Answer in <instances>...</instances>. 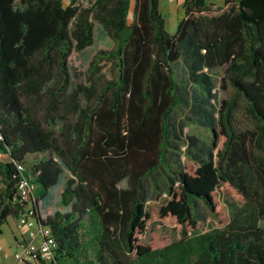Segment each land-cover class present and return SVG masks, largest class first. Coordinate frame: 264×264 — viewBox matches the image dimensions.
I'll use <instances>...</instances> for the list:
<instances>
[{"label": "trees", "instance_id": "1", "mask_svg": "<svg viewBox=\"0 0 264 264\" xmlns=\"http://www.w3.org/2000/svg\"><path fill=\"white\" fill-rule=\"evenodd\" d=\"M159 1L0 0V228L32 210L58 244L36 264H264V0H184L175 33ZM97 23L112 45L73 86L71 57ZM195 120L210 147L185 134ZM64 180L69 210L44 217ZM223 185L241 204L199 232ZM152 196L158 217L181 226L176 241L142 240Z\"/></svg>", "mask_w": 264, "mask_h": 264}, {"label": "rangeland", "instance_id": "2", "mask_svg": "<svg viewBox=\"0 0 264 264\" xmlns=\"http://www.w3.org/2000/svg\"><path fill=\"white\" fill-rule=\"evenodd\" d=\"M219 2L221 0H213ZM164 17L166 19V29L170 33H175L179 16L183 13L184 8L178 5L177 2L170 4L165 8ZM181 16V18L183 17ZM112 45L111 40L107 37V33L102 25L97 23L95 28V40L92 46L89 48L75 52L71 57L70 67L73 75V86H76L78 82L85 80V71L92 60L95 53L101 48H108ZM226 67H217L212 70V77L215 84V90L217 99L214 100L217 107L220 101L226 97L227 93L222 88V80L225 75ZM182 114H177L178 121L181 120ZM184 132L187 135H193L199 140V146L208 148L210 147L211 131L206 123L195 120V122H188L184 126ZM186 149V145L183 146V150ZM183 159L188 165H192L193 162L186 156ZM69 176V171L66 170L65 177ZM64 177V178H65ZM64 182L56 187L43 201L42 214L44 217L52 215L55 211L60 210L67 212L70 207H66L62 204L61 194L63 191ZM120 186H126V180L122 181ZM220 197V210L217 214H213L210 211L202 210L203 218L198 225V231L204 232L215 226L222 225L226 219L229 218L234 210L241 204V197L232 188L223 185L219 190ZM166 196L163 195V198ZM163 203V199L158 201L154 196L148 202L150 211L154 214V219L148 225V230L142 240L153 245H162L164 243H170L180 238L181 226L172 218H159L156 214L159 207ZM22 232L17 226L16 220L13 217H9L7 222L0 228V264H15V253L23 250ZM18 238L19 244L16 241ZM4 253H7L8 259H5Z\"/></svg>", "mask_w": 264, "mask_h": 264}, {"label": "built area", "instance_id": "3", "mask_svg": "<svg viewBox=\"0 0 264 264\" xmlns=\"http://www.w3.org/2000/svg\"><path fill=\"white\" fill-rule=\"evenodd\" d=\"M5 159V154L0 151V161ZM32 190L27 179H22L19 184V194L24 200H30ZM33 211L21 216L17 220L20 230L26 232V238L22 242L23 250L15 253V264H36L35 259H52L58 247L52 231L47 226L39 225L32 216ZM8 255H5L7 257Z\"/></svg>", "mask_w": 264, "mask_h": 264}, {"label": "crops", "instance_id": "4", "mask_svg": "<svg viewBox=\"0 0 264 264\" xmlns=\"http://www.w3.org/2000/svg\"><path fill=\"white\" fill-rule=\"evenodd\" d=\"M175 1L177 2L178 5L183 6L184 0H160L159 1L160 10L163 13V15L166 14L167 12H169V11H165V8H167V6H169L170 4L175 3ZM211 1H213V0H211ZM214 2L219 4V5H222L223 0H221L219 2H216V1H214ZM164 12H166V13H164ZM181 16H183V13H181V15L179 16V21L181 19ZM3 185H4L3 184V179H2V176L0 175V190L3 188ZM22 237H23V241H24L25 238H26V232L25 231L22 232ZM16 241L19 244V241H18L17 237H16ZM4 254L7 255V253H4ZM8 258L9 257L7 256L5 259H8Z\"/></svg>", "mask_w": 264, "mask_h": 264}]
</instances>
